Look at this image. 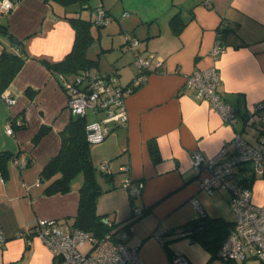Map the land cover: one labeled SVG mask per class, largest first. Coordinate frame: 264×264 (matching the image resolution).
I'll use <instances>...</instances> for the list:
<instances>
[{
    "label": "crops",
    "instance_id": "crops-1",
    "mask_svg": "<svg viewBox=\"0 0 264 264\" xmlns=\"http://www.w3.org/2000/svg\"><path fill=\"white\" fill-rule=\"evenodd\" d=\"M99 4L107 11L108 21L94 47L109 57L101 66L100 57L87 55L97 61L90 67L96 70L94 74H116L120 83L128 84L138 74L136 56L153 54L162 62L159 69L145 72L142 84L126 97L127 123L90 145L94 166L101 169L107 161L109 172L102 170L111 175L109 181L99 180L103 188H111L97 197L96 212L119 228L133 207L142 211L126 241L136 248L142 264H170L173 249H180L190 264H208L217 258V247L206 248L191 235L176 238L171 232L214 218L233 225L231 192L222 189L212 196L206 194L199 178L207 172L197 174L190 155L198 149L207 158L213 157L235 133L249 142L259 136L256 127L245 126L244 117L249 106L264 101V47L260 45L264 0H93L79 7L95 11ZM74 5L79 3L16 0L9 12L0 14V26L22 41L27 55L6 88L16 102L7 106L0 97V151L13 153L5 170H0V232L4 236L0 264H58L39 238L28 244L24 236L43 218L73 227L83 176H76L69 192L46 195V181L40 175L58 153L60 131L72 116L66 92L44 61H61L71 50L75 30L67 17ZM174 15L178 29L170 23ZM126 34L139 40L135 50L126 48ZM217 38L227 46L217 62L222 78L218 90L237 109L233 126L185 85L186 74L212 64L210 49ZM7 44L0 33V52ZM20 119L25 126L7 132L6 123ZM40 129L44 132L38 136ZM150 142L158 149L157 160L151 156ZM138 187L139 192L131 195ZM251 191L254 203L264 207V174L255 175ZM193 199L204 212L203 218ZM221 220L215 234L219 241L232 227ZM156 231L167 243L162 245L155 238ZM187 237L188 244L183 240Z\"/></svg>",
    "mask_w": 264,
    "mask_h": 264
},
{
    "label": "built area",
    "instance_id": "built-area-1",
    "mask_svg": "<svg viewBox=\"0 0 264 264\" xmlns=\"http://www.w3.org/2000/svg\"><path fill=\"white\" fill-rule=\"evenodd\" d=\"M15 2L16 0H0V14L9 12ZM126 14L127 12L123 15ZM107 21V11L102 4L97 5L93 22L102 26ZM138 43V39L125 35L126 48L135 50ZM260 45L264 47V40ZM226 49L223 40L217 38L210 49L212 64L206 68L194 69L184 79L185 85L194 90L196 98L211 104L222 121L233 126L238 120L237 109L218 90L222 78L217 62ZM161 62V58H154L153 54L147 57L136 56L134 65L138 74L128 84L120 83L116 74H93L89 69H81L74 74H59L58 81L67 95L68 110L74 115L88 117L91 113L95 116L85 126L86 140L90 145L103 141L113 128L127 123L126 97L142 84L144 73L159 69ZM0 97L7 106L16 102L15 97L6 89L0 93ZM16 123L20 124V121L17 120ZM244 124L257 128L259 136L254 142L235 133L213 157L207 158L198 149L193 150L190 155L194 171L197 174L201 170L207 172L199 178V186L206 194L212 196L215 191L222 189L231 192L230 205L235 213V220L232 230L218 250L220 264L243 262L249 257L264 261V207L254 203L251 189L238 182L237 171L244 164H249L256 174H264V101L247 108ZM5 126L7 132H13L10 121ZM101 169L109 172L107 161L101 163ZM122 169L126 170L127 167L123 166ZM39 181H36V185H39ZM128 184L129 181L125 180V185ZM138 192L139 187L130 194ZM192 203L199 211V216H203L204 212L198 201L193 199ZM141 214L140 209L133 207L130 217L124 223L125 227L116 228L101 237L90 231L64 226L55 219L43 218L35 223L24 239L31 244L32 238H39L58 264H142L136 248L129 247L126 243L132 230L131 220ZM106 222L112 224L107 219ZM171 233L174 236L184 234L181 228H175ZM154 236L164 244L161 232L156 231ZM3 242L4 236L0 232V243ZM170 264H190V261L180 249H173Z\"/></svg>",
    "mask_w": 264,
    "mask_h": 264
},
{
    "label": "trees",
    "instance_id": "trees-1",
    "mask_svg": "<svg viewBox=\"0 0 264 264\" xmlns=\"http://www.w3.org/2000/svg\"><path fill=\"white\" fill-rule=\"evenodd\" d=\"M64 1L69 3L77 2L80 7L82 4H87L89 6L90 2V0ZM67 18L75 30V38L71 50L61 61H44L45 66L57 78L59 74H74L81 69H89L97 63L96 60L90 59L87 56V48L92 43V36L89 33V25L92 21L78 16H69ZM177 20V15H174L170 19L171 25L176 29L180 28L175 25ZM2 27L6 31L3 35L6 37L8 44L3 45L0 52V93L9 86L27 58L22 41L9 33L5 26ZM15 43H17L20 48H15ZM19 121L20 124H17L16 120L12 122L14 128H23L25 126L22 119ZM87 122L88 120L86 116L72 114L66 127L60 131V149L58 153L51 157L43 166L40 179L46 181L43 192L46 195H52L69 192L72 189L74 179L77 175L81 174L83 176V181L79 187V201L77 213L73 219V227L90 231L95 236L101 237L105 233L111 232L117 228L116 224H108L104 221V219H107L106 216L99 215L96 212L97 197L102 192L111 188H103L99 180L100 178H103L109 181L111 175L102 169H97L92 162L90 144L86 140L85 126ZM43 132L44 129H40L38 136ZM149 148L152 158L157 160L159 158V153L156 145L150 142ZM12 157V152L8 150L0 151V170H5L7 161ZM237 171L239 173L238 182L241 183L242 186L251 189V184L256 175L254 169L249 164H244ZM201 218H203V216H201ZM136 219L137 218L131 220V223ZM219 220L221 219L214 218L212 220H205V222L208 223V226L201 228L198 233L194 230L187 231L188 226L179 227L184 232V234L180 236L191 235L206 248L213 246L217 247L219 250L223 240L234 226V222L232 225V222L221 220L222 224L229 226L232 225V227L227 235L219 241L215 236L218 232L216 225ZM196 224L197 221L193 222V225ZM125 226L126 224H123L121 227ZM180 236H176V238ZM165 243L167 242L164 240V244Z\"/></svg>",
    "mask_w": 264,
    "mask_h": 264
},
{
    "label": "rangeland",
    "instance_id": "rangeland-1",
    "mask_svg": "<svg viewBox=\"0 0 264 264\" xmlns=\"http://www.w3.org/2000/svg\"><path fill=\"white\" fill-rule=\"evenodd\" d=\"M69 14L71 16H78V17H82L84 19H88L90 21H92L89 25V33L92 36V40L93 42L88 46L87 48V55L89 54V56L94 57V58H99L100 57V62H101V66L104 64H107V59L109 57V55L103 53L102 51L99 50V48L94 47V45L96 44V42L99 41V35H100V31L103 30L102 26H97L93 21L95 19V11H93L90 8H80L79 5H74L71 6L69 8ZM94 38V39H93ZM138 46V45H137ZM137 48V47H136ZM97 53H100V55H97ZM136 67V66H135ZM137 68V67H136ZM91 73H95L96 70L90 69ZM93 114L89 113L88 118H90ZM99 115V114H98ZM183 240H185V243H189L190 239L187 238H183ZM177 247V245H174L173 247ZM234 262V261H231ZM247 264H264V261H261L260 259L256 258V257H249L247 258L245 261H243ZM208 264H220V260L218 258H216L214 261L212 262H208ZM229 264V263H227Z\"/></svg>",
    "mask_w": 264,
    "mask_h": 264
},
{
    "label": "water",
    "instance_id": "water-1",
    "mask_svg": "<svg viewBox=\"0 0 264 264\" xmlns=\"http://www.w3.org/2000/svg\"><path fill=\"white\" fill-rule=\"evenodd\" d=\"M90 3L92 4L93 0H90ZM5 32H6L5 29L2 26H0V33H5ZM14 47L20 48V46L17 43L14 44ZM104 221H106V219H104ZM206 226H208L207 222H198L196 225L189 226L187 228V231H193L194 230L196 233H198L201 228L206 227Z\"/></svg>",
    "mask_w": 264,
    "mask_h": 264
}]
</instances>
